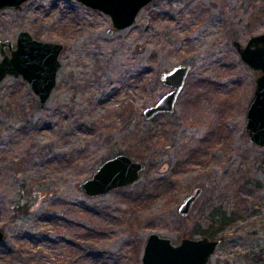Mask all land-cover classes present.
<instances>
[{"label":"rangeland","instance_id":"obj_1","mask_svg":"<svg viewBox=\"0 0 264 264\" xmlns=\"http://www.w3.org/2000/svg\"><path fill=\"white\" fill-rule=\"evenodd\" d=\"M23 31L64 48L46 103L21 76L0 81V264H142L151 233L179 244L223 216L208 264H264V147L246 129L260 73L234 45L264 32V0H152L121 29L78 0L0 10V41L15 49ZM180 64L190 71L175 109L148 119L172 90L162 73ZM120 153L146 164L139 179L84 193ZM80 220L97 226L82 238L93 256H70Z\"/></svg>","mask_w":264,"mask_h":264},{"label":"water","instance_id":"obj_2","mask_svg":"<svg viewBox=\"0 0 264 264\" xmlns=\"http://www.w3.org/2000/svg\"><path fill=\"white\" fill-rule=\"evenodd\" d=\"M28 0H0V10L20 6ZM81 3L99 9L111 16L113 26L121 29L130 26L136 20L139 11L152 0H78ZM11 49V55L6 51ZM234 45L242 59L260 73L256 90L247 108L246 129L251 140L264 147V32L250 37L246 45L234 40ZM64 48L62 43L35 39L29 32L20 33L17 47L12 48L10 41H0L2 59L0 60V81L10 74L21 76L38 95L41 103L50 98L58 81L60 60ZM190 66L180 64L173 70L164 71L162 80L172 90L167 92L154 106L146 109L148 119L158 113L172 112L184 87ZM146 164L134 160L129 155L120 153L106 160L94 175L80 184L89 196L106 194L113 189L134 183ZM202 193V188L182 203L181 214H188L195 201ZM6 232L0 227V241L5 240ZM220 240L205 235L201 238H183L174 244L170 238L151 233L147 238L142 254V264H208Z\"/></svg>","mask_w":264,"mask_h":264},{"label":"trees","instance_id":"obj_3","mask_svg":"<svg viewBox=\"0 0 264 264\" xmlns=\"http://www.w3.org/2000/svg\"><path fill=\"white\" fill-rule=\"evenodd\" d=\"M28 203V202H27ZM27 203H25V204H22V207H21V209H27V207H29L28 206V204ZM70 204V206L72 207V209L74 208L75 210H77L79 213V217L81 218V213L80 212H82L81 210H84L86 213H92V212H94V209L93 208H90V207H88V206H86V207H88V208H90V209H84V207L83 206H81V205H76V204H74V203H69ZM76 207H79V209L78 208H76ZM18 208H19V205H18ZM222 215H223V213H222ZM224 219H226V217L225 216H223V218L221 219V221H219V223H220V225L219 226H217V227H215L217 224H214V223H212L211 224V229L210 230H201V229H196L195 230V232L194 233H196L197 232V234H200L201 236H205V235H208L209 237H211V238H213L214 237V234L217 232V230H219L220 228L222 229L223 228V223H224ZM81 221V220H80ZM78 221L79 222V226L77 227V228H79L80 229V226H81V230H83V231H80L79 232V230H78V234H79V241H77V242H74V243H71V245L73 246V248H74V251H73V253H72V255H70V256H73V255H75L76 257H80L81 255H80V253H83V255L84 254H86L87 256H93L91 253H89V252H87L86 251V249L84 248L85 246H84V242H85V240H83V239H85V236H87L88 234H90L91 233V231L92 230H96V228H97V226L95 227L94 225H91V226H87V224H83V222L81 221ZM86 231H88L87 233H85ZM83 238V239H82ZM87 252V253H86ZM136 252L137 253H140V249H139V247L136 245L135 247H134V253H135V255H136ZM98 255H99V253L98 254H95V257L97 258L98 257ZM87 259H85V258H83V257H80V258H78L76 261H74V264H87ZM70 262L71 261H68V264H70Z\"/></svg>","mask_w":264,"mask_h":264},{"label":"bare ground","instance_id":"obj_4","mask_svg":"<svg viewBox=\"0 0 264 264\" xmlns=\"http://www.w3.org/2000/svg\"><path fill=\"white\" fill-rule=\"evenodd\" d=\"M124 30H126V29H124ZM203 237V236H202ZM214 257V254L212 255V257H211V259Z\"/></svg>","mask_w":264,"mask_h":264}]
</instances>
